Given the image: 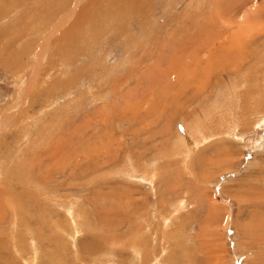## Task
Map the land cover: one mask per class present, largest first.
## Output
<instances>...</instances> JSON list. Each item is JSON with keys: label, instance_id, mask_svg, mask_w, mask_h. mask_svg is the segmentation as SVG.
I'll return each mask as SVG.
<instances>
[{"label": "rangeland", "instance_id": "1", "mask_svg": "<svg viewBox=\"0 0 264 264\" xmlns=\"http://www.w3.org/2000/svg\"><path fill=\"white\" fill-rule=\"evenodd\" d=\"M0 264H264V0H0Z\"/></svg>", "mask_w": 264, "mask_h": 264}]
</instances>
